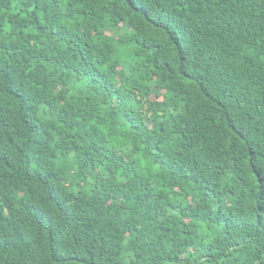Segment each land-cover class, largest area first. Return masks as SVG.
<instances>
[{"label":"trees","instance_id":"trees-1","mask_svg":"<svg viewBox=\"0 0 264 264\" xmlns=\"http://www.w3.org/2000/svg\"><path fill=\"white\" fill-rule=\"evenodd\" d=\"M0 264H264V0H0Z\"/></svg>","mask_w":264,"mask_h":264}]
</instances>
